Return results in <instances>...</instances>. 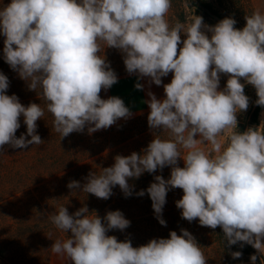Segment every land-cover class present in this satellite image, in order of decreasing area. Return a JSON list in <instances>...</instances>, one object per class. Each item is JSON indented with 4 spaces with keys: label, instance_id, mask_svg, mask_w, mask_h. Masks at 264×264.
I'll return each mask as SVG.
<instances>
[{
    "label": "clouds",
    "instance_id": "clouds-1",
    "mask_svg": "<svg viewBox=\"0 0 264 264\" xmlns=\"http://www.w3.org/2000/svg\"><path fill=\"white\" fill-rule=\"evenodd\" d=\"M171 8L172 0H11L0 7L3 59L44 102L25 106L7 95L9 80L0 73V150L42 145L37 121L45 111L60 139L131 118L120 97L100 95L118 82L104 54L116 49L130 76L147 78L149 87L163 85L162 99L148 91L145 101L154 138L140 153L118 154L110 167L89 172L83 185L72 180L67 187L107 200L119 186L127 198L133 195L130 179L170 167L168 179L155 175L146 190L136 192L150 197L158 222L166 226L168 191L181 189L175 203L182 219L220 227L229 247L250 245L256 250L251 264L258 255L264 264V119L243 132L237 119L250 104L245 85L255 88L254 103L264 108V11L246 14L238 29L232 16L208 25L192 11L183 22L171 21ZM170 73V83L163 84ZM222 75L228 77L223 88ZM21 117L27 130L17 137ZM39 215L71 234L50 248L69 264H207L203 248L183 228L133 247L130 239L107 234L130 226L120 210L101 218L86 205L71 214L61 205ZM230 255L239 259L242 252Z\"/></svg>",
    "mask_w": 264,
    "mask_h": 264
},
{
    "label": "rangeland",
    "instance_id": "rangeland-1",
    "mask_svg": "<svg viewBox=\"0 0 264 264\" xmlns=\"http://www.w3.org/2000/svg\"><path fill=\"white\" fill-rule=\"evenodd\" d=\"M205 1L217 11L222 19L232 16L237 21L235 27L238 29H242L245 26L246 21L244 17L246 14H251L256 8L264 11V0ZM9 3H11V0H0V7ZM183 8L184 15H182ZM193 8L194 7L186 6L179 0H172V8L169 11L168 18L171 21L179 19L183 22L185 16L189 14ZM203 21L205 24H208L206 20L203 19ZM184 38V36L181 37L182 40ZM4 39L5 37L0 35V73L6 75L9 80V88L7 89L6 94H15L19 99L25 98V100L23 99V101H25V106L30 104L29 97H34L32 100L34 99L33 103H36L35 98L38 97L37 93L35 91H30L27 83L19 78L18 73L12 70L4 61ZM104 54L110 62L111 68L116 72L118 78L119 76L128 74L123 63L122 55L118 50L106 48ZM162 78L163 84L170 83L172 74L170 73L167 77ZM227 78V76H221V88L225 86ZM243 82V79H241V83ZM161 86L163 87V85ZM105 92L106 91L102 90L100 93L104 98ZM245 94L250 98V104L246 112L238 114V127L244 120H246L249 114L248 112H250L255 105L253 102L256 95L255 88L251 85H245ZM163 97L164 96H162L161 99ZM262 113H264V108L260 109L258 124L256 127H258L261 120L264 119V116L261 115ZM123 120H119L118 122ZM115 125L108 128L112 133H118L117 128L114 127ZM84 131L86 133L87 128H85ZM100 131L105 130H99L97 132ZM161 131L162 130H157V133L159 134ZM124 134L127 136L124 137L123 140L119 139L117 141H110L108 146H101V153L108 156L118 154L128 156L132 152H141V150L146 148L154 138L152 130L148 127L147 117L139 120L135 126H130ZM78 138V148L80 151L89 149V147L84 144L86 141L80 140V136ZM71 140V143L75 144V139L73 138ZM179 166L183 167L182 160L179 161ZM59 169L60 168H58V170L54 168V171H59ZM170 172L171 168L165 167L162 171H157L155 175H164L163 177L168 179L170 177ZM81 179L85 180V177H82ZM67 180L72 181L70 177H67ZM53 181L30 186L16 194L7 205H2L3 207L0 208V214L9 215L8 221L12 223L11 232H13L10 235L4 234L6 236V241H8V247L3 264H49L50 248L54 241L57 239L63 240L66 238V235L71 234H65L62 231L55 229L50 222L46 220V216L39 214L55 211L61 205H65L70 214L74 213L83 205H86L89 212L95 211L101 218L105 216L107 211L120 210L125 218L131 222L130 226L123 232L112 230L107 234L116 236L119 241L130 239L133 247L147 244L149 240L154 238H169L170 231H176L179 235L180 229L183 228L188 230L195 237L197 243L203 248L204 254L207 257V264H251V261L244 256H241L239 259H233L231 255L229 257L224 255L219 240L220 236L224 234L220 227H217L216 229L202 227L199 225L198 220L189 223L181 218V210L176 207L175 203L182 198L183 191L181 189L177 188L168 191L166 204L162 213V218L166 221V226H162L155 218L152 209V202L151 204L146 205L144 201H140L141 197L136 194L134 195L135 199H133V201L129 200V197L125 198L119 186H116L120 190L119 193L114 192L109 199H102L103 205L99 211H96L89 207L85 203L84 198H82L80 194H77V191L75 190L68 189L64 190L62 194L51 195V191L55 193L56 187L60 186L57 180ZM83 183L85 182H82L81 185H83ZM73 191H75V193H73ZM19 222H23V226H21L22 228L19 232L14 233L15 227L16 225H19Z\"/></svg>",
    "mask_w": 264,
    "mask_h": 264
},
{
    "label": "trees",
    "instance_id": "trees-1",
    "mask_svg": "<svg viewBox=\"0 0 264 264\" xmlns=\"http://www.w3.org/2000/svg\"><path fill=\"white\" fill-rule=\"evenodd\" d=\"M179 1L188 7H195L191 0ZM196 1L213 12L216 16L220 17L217 11L205 0ZM195 14L202 16L209 25H215L217 23L198 8H196ZM182 15H184V8ZM29 98V102L33 103L34 99L32 100V98L34 97ZM23 99L25 100V98ZM23 99H19V101L25 105ZM256 99L257 95H255L253 102H255ZM35 102L44 105V102L39 97L35 98ZM260 109V106L254 105L252 110L248 112L249 114L246 120L239 125L238 131L243 132L249 127H256ZM149 111L150 109L132 116L127 120L118 122L114 126L117 128L118 133H112L109 129L92 134H88V132L85 133V131L80 134L74 132L63 139H60L59 134L52 130L53 117L50 113L45 111V116L37 121V134L44 141L42 145H29L28 148L25 149H13L6 145L4 149L0 150V208L3 207L2 205H7L16 194L35 184L57 180L60 186L56 187L55 193L51 191V195L62 194L64 190L69 189L67 184L71 180H67V177L82 183L85 182V180L81 178L87 177L89 172H99V168L110 167L114 163V157L116 155L108 156L102 154V150L100 149L101 146H108L110 141L123 140V138L127 136L124 132L126 133L130 126H135L139 120L148 117ZM20 123L21 127L16 132L17 137L22 133L26 134L27 130L22 117ZM79 136L81 137L80 140L86 141L84 144H86L89 149L80 151L78 148ZM73 138L75 139V144L71 143V139ZM28 139H30V137H28ZM54 168L57 170L58 168L60 169L59 171H54ZM154 176L155 173L149 174L145 172L138 179H130L129 183L134 185V188L133 195L129 197V200L133 201V199H135L134 195L136 192L146 190L149 185L154 182ZM75 191L84 198L85 203L89 207L96 211L101 209L103 205L102 199H98L92 194L83 193L80 189H76ZM112 191L113 193H119L120 190L114 187ZM140 201H144L146 205L152 202L147 193L140 198ZM8 218L9 215L0 214V264H3L8 247V241H6V236L4 234L10 235L13 233L11 232L12 223L8 221ZM22 223L23 222H19V225H16L14 233L19 232L22 228L21 226H23ZM223 236L224 235H221L219 240L225 256L229 257L230 252L240 251L242 252V256L250 260V257L256 254V250L247 244H245L243 248H241L239 244L229 247L227 242L223 240ZM256 264H261L259 255Z\"/></svg>",
    "mask_w": 264,
    "mask_h": 264
},
{
    "label": "crops",
    "instance_id": "crops-1",
    "mask_svg": "<svg viewBox=\"0 0 264 264\" xmlns=\"http://www.w3.org/2000/svg\"><path fill=\"white\" fill-rule=\"evenodd\" d=\"M137 82L144 85L143 90H137L135 88ZM148 91L153 92L158 99H161V97L164 96V89L162 86L152 84L149 87L147 78L137 81L135 75L130 76L129 74H126L119 76L118 82L105 92V98L104 96L103 98L107 99L110 96L120 97L124 101L125 106H127L133 113L132 116H134L149 110L147 103H145V101L149 99L147 95ZM49 264H69V262L65 257H61L50 251Z\"/></svg>",
    "mask_w": 264,
    "mask_h": 264
},
{
    "label": "water",
    "instance_id": "water-1",
    "mask_svg": "<svg viewBox=\"0 0 264 264\" xmlns=\"http://www.w3.org/2000/svg\"><path fill=\"white\" fill-rule=\"evenodd\" d=\"M193 5L195 6L192 9V14H195L196 8L200 9L201 11H203L207 16H209L210 18H212L213 20H215L216 22H219L220 20H222L221 17L216 16L213 12H211L209 9L205 8L202 4H200L198 1L196 0H191Z\"/></svg>",
    "mask_w": 264,
    "mask_h": 264
},
{
    "label": "built area",
    "instance_id": "built-area-1",
    "mask_svg": "<svg viewBox=\"0 0 264 264\" xmlns=\"http://www.w3.org/2000/svg\"><path fill=\"white\" fill-rule=\"evenodd\" d=\"M101 98H103L102 95H101Z\"/></svg>",
    "mask_w": 264,
    "mask_h": 264
}]
</instances>
